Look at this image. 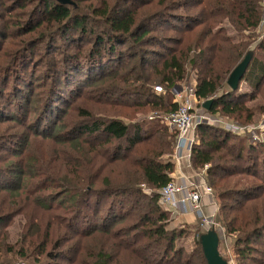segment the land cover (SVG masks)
Instances as JSON below:
<instances>
[{"label":"trees","instance_id":"obj_1","mask_svg":"<svg viewBox=\"0 0 264 264\" xmlns=\"http://www.w3.org/2000/svg\"><path fill=\"white\" fill-rule=\"evenodd\" d=\"M262 1L0 0V93L30 61L42 59L55 87L51 102L49 96L44 102L50 103L44 133L58 126L65 110L63 84L83 91L93 83L86 93L102 103L101 116L79 108L87 120L49 138L61 145L58 150L22 156L15 146L8 158L0 154V195L21 190V200L28 196L48 215L41 224L27 218L11 242L5 227L23 210L22 202L0 198V264H208L202 233L187 255L177 246L185 230L168 227L170 211L159 203L157 190L176 169V132L159 120L148 128V120L128 123L111 113L126 104L135 112L149 106L167 115L178 107L173 88L193 77L196 97L213 99L211 114L253 123L264 113ZM247 54L243 80L253 88L238 94L240 86L232 90L227 79ZM157 85L164 91L157 92ZM26 133L11 135L22 140L1 135L0 141L27 145L38 137ZM196 139L190 160L194 170L208 166L204 180L219 192L236 233L237 264H264V144L207 123L196 127ZM143 185L152 193H144Z\"/></svg>","mask_w":264,"mask_h":264},{"label":"rangeland","instance_id":"obj_2","mask_svg":"<svg viewBox=\"0 0 264 264\" xmlns=\"http://www.w3.org/2000/svg\"><path fill=\"white\" fill-rule=\"evenodd\" d=\"M260 5H261V9L263 10V15H264V0L261 2ZM1 21L2 20L0 19V22ZM174 22L179 23L177 21H174ZM15 25H13L12 28L10 27L11 26L10 24L9 25L7 24L5 26L13 30L15 29L14 28ZM164 27L168 28L170 33L173 32V28L170 27L169 25L164 26ZM228 32L230 35H234V34L238 35V33L232 31L231 29H228ZM259 32L261 33L260 30ZM248 33H249L248 30L244 31L243 33L239 34V37L244 38V35H247ZM26 37L28 36H25V38ZM260 39L261 38L256 39L255 42ZM7 44H8V41H7ZM41 60L42 59H40V61H37V59H34L32 62L30 61L23 70L19 71L20 73L18 72V74L20 75H17L15 79L12 76L8 87L6 88V91H4V94L0 93V107L1 106L4 107V109H1L2 113L0 116V136L3 135L7 137V135H10V136L12 134L17 135L16 133L18 132L21 134L24 133L23 135L24 137L27 134L26 132H28L30 133V136L32 137L35 135H37L38 137H36L33 140L30 139L27 145L23 141L22 143H18L19 145L14 144V142L12 143L11 141H7V139L6 140L4 139L5 141H0V154H2V157L8 158L9 155H12V153H14L12 151L16 147L23 151L22 156H26L25 153L29 154L33 150L38 151L40 153H44V154L52 153L53 149L58 150L56 146L61 147V145L54 144V142H52V140L49 139L50 137L57 135V134L63 135L65 131L70 130L77 121L87 120L80 113L79 108H89V110L93 114L100 115L98 108L102 106V103L96 102L95 97L88 96L86 93L87 90L93 87V83L88 84L86 87H82L83 91H76V84L70 85V87L63 84L62 85L64 86L63 95L65 94L67 103L62 101L60 105H62L63 108H65V110L64 112H60L61 117L58 121V126L54 128H50L48 134H46V132L44 133L45 131L43 127L44 119H45V116L49 114L48 111H45V110L50 104L49 102H48L49 104L44 103V102H45L46 97L48 96H49L48 101L50 100L51 102L52 98L54 97L55 87L53 85L52 86L50 85L53 82V81L52 82L49 81L50 78L46 79V72L42 66L43 63L41 62ZM189 79L190 77L185 82H182V83L187 84ZM78 82L79 80L76 79L75 83H78ZM68 87L69 89L72 90V91H69V93H68L69 89H67ZM252 88H253V84L251 85L250 83H247L243 80L240 84V89L238 91V94H241L243 92H249L250 90H252ZM22 94H24V96L27 97L26 100L21 97ZM14 96L17 97L18 103L16 104L12 103V97ZM105 102H108V101L105 100ZM254 102L256 103L257 100L248 102V104L253 105ZM105 105L108 106L106 103ZM125 105L126 104L116 105L115 106L116 111L112 112L111 114H113V116L122 118L124 121L128 123L131 121L133 122L134 120H143V119L148 120L147 123L145 124V126H147L148 128H154L158 124H160V122L158 121L159 119L155 118L156 113L153 112L154 109L153 110L150 109L149 106H146L144 109H141L135 112L134 111L135 107H127ZM197 108L200 109V110H197L198 115L205 114L209 116L207 124H210L213 126L214 125H224L222 123H219V121L216 122L220 118H222L221 121L224 120L226 117H224L223 115L213 114V113L210 114L208 112H205L204 107H201V106H198ZM152 116L154 118H152ZM227 119L229 120V122H231L230 120H232L228 117ZM251 122L253 123H251L249 126H252V127L257 126V129H256L257 133H255V137H257V139H255L254 141L253 140L254 138L252 139L249 137L251 142L253 140V143L256 145L264 144V113L259 116H256L254 120ZM196 127H194L190 132L191 136L195 139V141L197 140L196 139ZM245 134H249V133L247 131L242 132L241 136L243 135L247 136ZM84 137L85 136H81L80 138L82 139ZM14 138L17 141L22 140L20 138L12 137L13 140ZM4 144H5V149L3 146ZM34 146H36V149L33 148ZM10 148H12V151H10ZM0 164H3V163L1 162ZM190 168L192 172H195L194 175H196V173H199V175L201 174L199 176L200 179L202 177L203 178L205 177L206 169L194 170L192 163H191ZM173 180L176 182L178 181V179H173ZM210 187L212 188V191H213L211 197L214 200V202L213 204L206 203L205 201L206 197L204 196L201 202V208L203 207L204 214L207 216L206 218H208L210 221L212 220L218 221V223L223 228V233L222 232L220 233L219 228H217L218 234L220 233L219 236L222 235V237H220L221 240L219 242L220 253L223 255L225 259L227 260L229 259V261H231L232 264H237L236 257H235L236 233L230 231L227 225V222H226V218H231V217L223 211L222 199L217 189H215L212 185ZM15 192H17L15 193V195L14 194L11 195L12 199L11 197H9V195H6L5 192H2V195H0V198L4 197V200H6L7 202L9 201V203L13 199L14 200L12 202L19 200V199L21 200V196H19V193L21 192V190L19 191L15 190ZM27 197L28 196L24 195V200H21L22 203L19 205V208L23 207V210H20L21 212H19V214L14 215L12 217L13 218L12 221L8 224L7 227H5L6 229L5 231L7 232L9 236V240L11 242L19 239L20 231L22 229V226L27 222V218H30V223H37V224H41L46 219H48L47 212L45 210L39 209V206H37V204H33L32 201H28ZM108 199L111 200V197H108ZM109 200L105 199V201L102 204L104 214L106 213L105 211L107 208V204L110 203ZM0 202L2 203L3 199H0ZM166 209L168 210L167 206H166ZM169 211H170V216H169L170 222H169L168 227L179 229V230H185V233L183 234V236L177 240V246L185 249V251L187 252V255L193 253V250H196V244H197L196 241H197L199 233L207 232L205 228H202L200 226L199 222L201 220L198 217L196 210L192 209L190 210L189 213H186V212H182L181 210L171 208L169 209ZM104 214L102 212L100 217L103 216ZM187 214H192L191 216L196 218V222L190 223L186 221L185 218L186 216H188ZM58 216H61V215L58 214ZM80 218H84V215H82ZM118 224L119 223L114 225V227L115 228L118 227L119 226ZM4 225L5 223L3 224V226ZM227 232H229L230 234L227 235ZM225 240L227 241V244Z\"/></svg>","mask_w":264,"mask_h":264},{"label":"built area","instance_id":"obj_3","mask_svg":"<svg viewBox=\"0 0 264 264\" xmlns=\"http://www.w3.org/2000/svg\"><path fill=\"white\" fill-rule=\"evenodd\" d=\"M262 25H264V17L262 20ZM154 88L157 92L164 91L163 87L160 85H157ZM172 92L174 94V101L178 105L177 109L167 115H156L155 118H158L159 121L168 126L170 130L176 132V144L174 148L173 162L178 161L184 156L185 153L187 165L188 167H191L190 157L195 139L191 136L190 132L199 124L207 123L209 116L205 114H197V110H200L197 107H203V103L196 97L195 80L193 77L188 80L187 84L173 88ZM204 111L210 113L206 109ZM152 118L154 117L152 116ZM221 119L222 118L216 122L219 121V123L224 125L214 126H219L221 128L223 127L222 129L237 135H241L242 132L247 131L249 134L245 135L252 139L254 138V141L257 139V137H255V133H257V126L252 127L249 125H241L233 120H230L231 122H229L227 117L222 121ZM207 167L208 166H205V169ZM194 173L195 172H193V174L190 176H183L179 178L177 182L172 179L166 185L158 189L157 193L159 194V203L165 209L167 206L168 210L172 208L189 213L190 210L195 209L198 217L201 220L199 223L202 228H205L206 230L215 229L216 231L217 228H219L220 233H223V228L218 223V221H210L208 218H206L207 216L204 214L203 207L201 208V202L204 196L206 197V203L213 204L214 200L211 197L213 193L212 188L206 183L203 177L200 179L199 176L201 174L199 175V173H196V175H194ZM143 188L144 192L148 194L152 193V189L147 188L144 185ZM229 234L230 233L227 232V235ZM220 237H222V235ZM225 242L227 244L226 240Z\"/></svg>","mask_w":264,"mask_h":264},{"label":"water","instance_id":"obj_4","mask_svg":"<svg viewBox=\"0 0 264 264\" xmlns=\"http://www.w3.org/2000/svg\"><path fill=\"white\" fill-rule=\"evenodd\" d=\"M60 3L71 4L72 0H57ZM251 55L247 54L244 59L232 70L230 73L227 84L232 90L238 89L247 67L250 63ZM213 99H208L203 103L206 110H210ZM201 242L204 249L205 256L208 264H232L229 260L225 259L219 250L220 236L215 229H209L207 232L201 234Z\"/></svg>","mask_w":264,"mask_h":264},{"label":"crops","instance_id":"obj_5","mask_svg":"<svg viewBox=\"0 0 264 264\" xmlns=\"http://www.w3.org/2000/svg\"><path fill=\"white\" fill-rule=\"evenodd\" d=\"M175 165H176V169L174 171V173L172 174L173 179H179L183 176H190L193 172L191 170L190 167H188L187 165V161H186V156L184 153V156L182 158H180L178 161H174ZM188 216H186V221L193 223L196 222V218H194L193 216H191L192 214H187Z\"/></svg>","mask_w":264,"mask_h":264}]
</instances>
